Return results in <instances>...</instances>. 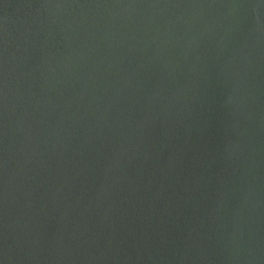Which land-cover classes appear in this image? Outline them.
<instances>
[{"label":"water","instance_id":"obj_1","mask_svg":"<svg viewBox=\"0 0 264 264\" xmlns=\"http://www.w3.org/2000/svg\"><path fill=\"white\" fill-rule=\"evenodd\" d=\"M0 264H264V0H0Z\"/></svg>","mask_w":264,"mask_h":264}]
</instances>
